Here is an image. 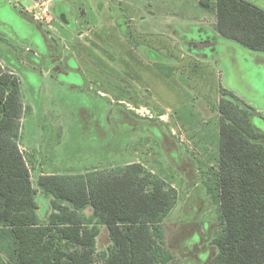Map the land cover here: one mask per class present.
Instances as JSON below:
<instances>
[{
    "label": "rangeland",
    "instance_id": "1",
    "mask_svg": "<svg viewBox=\"0 0 264 264\" xmlns=\"http://www.w3.org/2000/svg\"><path fill=\"white\" fill-rule=\"evenodd\" d=\"M216 35L200 0H0V62L20 82L34 186L142 164L178 192L163 224L170 264H214L220 89L254 107L264 132V53ZM52 199L37 195L43 220ZM109 243L104 228L98 250Z\"/></svg>",
    "mask_w": 264,
    "mask_h": 264
},
{
    "label": "trees",
    "instance_id": "2",
    "mask_svg": "<svg viewBox=\"0 0 264 264\" xmlns=\"http://www.w3.org/2000/svg\"><path fill=\"white\" fill-rule=\"evenodd\" d=\"M200 3L213 6L223 38L264 53L263 10L244 0ZM219 92L222 229L214 264H264V132L253 122L254 107ZM24 115L19 79L0 62V264H170L163 224L177 190L138 163L41 176L36 188L20 149ZM39 192L53 197L46 220ZM104 228L110 243L100 252Z\"/></svg>",
    "mask_w": 264,
    "mask_h": 264
},
{
    "label": "crops",
    "instance_id": "3",
    "mask_svg": "<svg viewBox=\"0 0 264 264\" xmlns=\"http://www.w3.org/2000/svg\"><path fill=\"white\" fill-rule=\"evenodd\" d=\"M245 1V0H244ZM252 4V3H251ZM259 8V7H258ZM259 9H261V10H263L262 8H259ZM264 11V10H263ZM215 14H216V12H215ZM216 31H217V16H216ZM201 34V33H200ZM215 40V41H214ZM214 43H220V42H232V43H236V44H238L237 42H235V41H232V40H228V39H226V38H223L219 33H218V31H217V35H216V38H214ZM213 44V43H212ZM240 45V44H239ZM241 46V45H240ZM242 47V46H241ZM244 48V47H243ZM246 49V48H245ZM247 51H250V50H248V49H246ZM250 52H253V53H260V52H254V51H250ZM1 65H2V62H1ZM3 67V66H2ZM6 70V69H5ZM10 73H12V74H14L13 72H11V71H9ZM15 75V74H14ZM20 148H21V145H20ZM96 170H98V169H96Z\"/></svg>",
    "mask_w": 264,
    "mask_h": 264
}]
</instances>
